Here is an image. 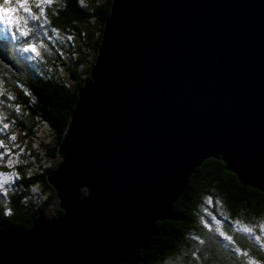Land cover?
Returning <instances> with one entry per match:
<instances>
[{"label": "water", "instance_id": "95a60500", "mask_svg": "<svg viewBox=\"0 0 264 264\" xmlns=\"http://www.w3.org/2000/svg\"><path fill=\"white\" fill-rule=\"evenodd\" d=\"M57 157L0 264H124L209 160L264 194V0H112Z\"/></svg>", "mask_w": 264, "mask_h": 264}, {"label": "trees", "instance_id": "16d2710c", "mask_svg": "<svg viewBox=\"0 0 264 264\" xmlns=\"http://www.w3.org/2000/svg\"><path fill=\"white\" fill-rule=\"evenodd\" d=\"M111 4L112 0H84L83 5L80 0H62L61 3L56 0L46 7L48 24L45 28L20 38L19 42L22 49L27 46L24 40L37 46L43 42L47 50L38 47L39 57L32 52L19 53L15 41L10 43L0 37V86L6 93L0 95V120L9 125V131L5 132L10 136L14 132L23 134L32 130L13 109L21 106L52 131L54 143L46 150L52 161L58 159V148L78 100V91L90 79ZM33 8V13L38 15L39 10L34 5ZM34 23L39 21H30V25ZM52 29L74 34L59 46V39L48 37ZM64 45H72V51H65L69 48ZM25 55L33 58L27 61ZM78 64L85 67L86 76L80 77ZM57 75H64L62 79L67 75L75 84L70 88L69 84L55 81ZM26 160L27 157L17 164L9 166L5 162V166H0V173L15 172L19 177L16 186L20 185L19 191H14L7 199L0 197V230L25 232L40 214L52 218L63 214L58 208L56 193L47 181V175L54 168L50 165L31 173L32 166L25 164ZM34 188L40 193L31 194ZM237 221L260 235V224L264 223V194L242 186L234 175L225 171L223 163L209 160L193 175L184 195L174 204L171 219L158 223L157 234L148 247L124 264H249V258L256 264H264V248L249 234L237 230ZM217 226L233 237L234 244L219 235ZM234 247L247 252L248 256L234 253Z\"/></svg>", "mask_w": 264, "mask_h": 264}, {"label": "rangeland", "instance_id": "374dc122", "mask_svg": "<svg viewBox=\"0 0 264 264\" xmlns=\"http://www.w3.org/2000/svg\"><path fill=\"white\" fill-rule=\"evenodd\" d=\"M60 3L62 0H58ZM29 4H32V0H29ZM32 10V9H31ZM3 24V23H2ZM52 32V31H51ZM71 34H74V32L70 33H60L59 31H56V34H51L48 36L49 38H56L60 40V45L66 43L69 39H71L73 36ZM48 38V39H49ZM85 38V37H84ZM50 45L53 44L51 42H48ZM83 43V42H81ZM66 46V45H64ZM63 46V47H64ZM72 45H67L69 49H66L65 51L71 52L72 51ZM82 46V45H81ZM63 49V48H62ZM83 54H85L83 52ZM85 56L84 58H86ZM79 58V55H78ZM79 66V71H80V77L86 76L85 72L86 69L83 65H77ZM64 75H57L55 76V81L60 80L63 84L65 85H70L72 88L73 82L71 80H68L66 77L65 79H62ZM64 81V82H63ZM13 109L17 111L18 118L21 119L26 127H29L32 129L30 133L24 132L23 134H20L19 132H14V136L16 137L15 140H12L11 137L13 135L7 136V139L3 142L5 147L0 148V153H6L1 161L7 159V160H12L17 164L20 160H24L25 157H27V160L25 164L31 165L32 167L30 168V172L35 171H40L43 168H48L50 165L51 167L55 168L58 166L60 163V160H50L47 156L46 150L49 148V146L54 143V136L50 128L46 125L45 122L38 118H33L31 116L32 114H27L26 111H23L21 106H14ZM17 153L19 155H17ZM0 166H5L4 164H1ZM12 173L11 171L9 173H0V174H10ZM18 183V179L13 177V181L9 185H5V189H7L6 194L5 193H0V197L2 200H5L9 197L10 194L14 193V191L18 190V186L16 184ZM17 187V188H16ZM34 190L36 192H34ZM32 193L38 194L40 193L39 189L36 190L35 188L32 189ZM58 204V203H57ZM53 208V206H50ZM51 216H47V219H51ZM54 219V218H53Z\"/></svg>", "mask_w": 264, "mask_h": 264}, {"label": "snow or ice", "instance_id": "6c2138e0", "mask_svg": "<svg viewBox=\"0 0 264 264\" xmlns=\"http://www.w3.org/2000/svg\"><path fill=\"white\" fill-rule=\"evenodd\" d=\"M56 0H32V5L29 4V0H16V4L18 5L19 9H22L24 13L27 15H21L19 17H13L11 13L16 12L18 9L16 6H10L11 0H3V3L0 4V23H3L5 26L12 25L14 26V32L11 37V39L16 40L20 42L21 37H29L30 34L34 35L36 32H38L40 29H44L45 25L48 24L47 16L45 14V8L50 7ZM81 5L84 4V0H80ZM34 5L35 8L39 10V14H35L32 12L31 7ZM22 21V24H21ZM30 21H39V23H34L30 25ZM9 31H13L12 28L8 29ZM53 34H56V29H52ZM47 32L45 31V35ZM24 44L27 46L23 47L22 51L32 52L35 54L36 57H39L41 55L40 51H38V47L44 48L47 50V45H45L43 42H41L38 46L32 44L28 40L23 41ZM33 57H29V59H32ZM6 94L0 86V95ZM5 129L9 127L7 123L3 125ZM12 140H15L16 137L13 135L11 137ZM5 145L2 140H0V148H4ZM6 153H0V160L3 159L4 155ZM17 155H19L17 153ZM13 163H15L12 160L8 161L9 166H11ZM13 177L16 179H19V177L16 175L15 172H12L10 174H0V193L7 192V189H5V185H9L13 181ZM211 203V201H208ZM215 219V218H214ZM237 223V230L242 231L243 233L249 234L250 238H253L257 244H259L260 248H264V223L260 224V235H256L253 228L248 227L247 225H241L239 221ZM208 227L209 225H205ZM216 231L219 232V235L224 238V240L229 241L230 244H234L233 237L230 235H227L225 232L221 231L219 226H217ZM234 253L243 255L245 257L248 256L247 252H241V249L238 247H234L233 249ZM249 264H256L254 260H251L249 258Z\"/></svg>", "mask_w": 264, "mask_h": 264}]
</instances>
